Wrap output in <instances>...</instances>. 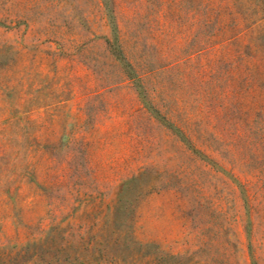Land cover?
Segmentation results:
<instances>
[{"label": "rangeland", "instance_id": "1", "mask_svg": "<svg viewBox=\"0 0 264 264\" xmlns=\"http://www.w3.org/2000/svg\"><path fill=\"white\" fill-rule=\"evenodd\" d=\"M101 221L145 264H264V0H0V248L129 264Z\"/></svg>", "mask_w": 264, "mask_h": 264}, {"label": "trees", "instance_id": "2", "mask_svg": "<svg viewBox=\"0 0 264 264\" xmlns=\"http://www.w3.org/2000/svg\"><path fill=\"white\" fill-rule=\"evenodd\" d=\"M57 227L58 226H55V228ZM114 232H116V227L105 221L95 224L94 234L89 240V250L92 251V254L96 259H98V256L108 254V249L115 245L119 247L123 246V248L121 247L120 249V252H122L123 250L130 248L127 243H133L132 245H136V248H138L139 251L132 252L131 250H133V247H131L129 252L132 253L128 255L117 253L115 255L112 254V256L120 263L132 264L137 256L142 257L140 258L142 264L153 262L155 256L148 255L142 251L144 246H141L139 243L136 244L131 238L123 236L122 233L115 234ZM62 241L64 242L62 243ZM69 243H71L70 240H61V238L56 240L54 236L46 234L43 239L39 238L15 247V251L4 253V248H0V264H56L55 260L58 259V255L67 250L66 248L70 245ZM68 256L70 255H65L64 259ZM157 258H162V256Z\"/></svg>", "mask_w": 264, "mask_h": 264}]
</instances>
